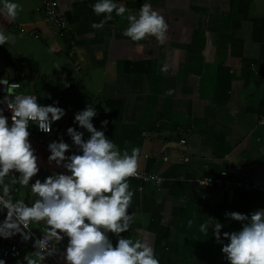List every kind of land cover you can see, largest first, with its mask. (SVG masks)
<instances>
[{"label":"crops","instance_id":"obj_1","mask_svg":"<svg viewBox=\"0 0 264 264\" xmlns=\"http://www.w3.org/2000/svg\"><path fill=\"white\" fill-rule=\"evenodd\" d=\"M56 1L67 32L45 20L43 0H19L22 11L14 20L0 15V28L13 36L0 45V79L20 83L25 93L46 94L42 104L59 101L66 115L45 139L63 137L72 146L68 155L78 150L70 126L83 131L85 140L90 137L74 123L88 104L98 111L94 125L99 130L107 120L106 136L121 150L141 148L138 172L156 174L161 182L129 178L135 191L129 212L136 216L121 235H147L160 264H229L212 227L205 234L199 225L214 217L225 224L221 234L238 231L242 222L225 212L264 208V195L203 187L199 180L225 171L264 186V0H148L169 24L163 45L154 36L132 41L123 35L127 15L138 14L145 0H119L125 15L113 12L99 29L92 23L106 14L94 13L96 0ZM39 76L69 89L61 95L43 92ZM31 143L40 157L39 178L68 171L48 162L49 150ZM12 187L27 203L38 198L30 185ZM30 228L48 235L43 221ZM110 237L115 245L118 237ZM52 239L66 264L67 237ZM16 240L22 258L5 260L27 264L34 242L20 234Z\"/></svg>","mask_w":264,"mask_h":264},{"label":"clouds","instance_id":"obj_2","mask_svg":"<svg viewBox=\"0 0 264 264\" xmlns=\"http://www.w3.org/2000/svg\"><path fill=\"white\" fill-rule=\"evenodd\" d=\"M91 7L96 15L106 14L100 22L92 23L93 29L103 28L113 18V12L118 16L127 12L119 0H96ZM21 11L19 0H0V15L14 20ZM127 19L129 24L123 35L132 41L154 36L160 45L166 43L169 24L148 0L138 14H128ZM12 39L11 34L0 28V45ZM0 83L5 84L4 80ZM5 101L11 117L0 108V213L6 210V217L0 222V238L20 234L23 240H30L33 236L30 224L43 221L48 226V235L35 240L36 251L27 264H40L45 253L56 252L48 243L52 237L62 240L67 237L63 250L66 264H160L147 235H121L129 232L136 216L129 212L135 195L129 178L139 175L141 148L121 150L106 136L107 120L101 121L99 130L94 125L98 111L88 104L75 114L74 123L86 129L90 137L85 140L83 131L70 126L67 132L78 149L71 155L68 153L72 146L63 137L50 142L48 162L68 171L54 172L41 179L37 175L41 171L40 157L31 143L30 128L35 124L40 131L50 133L52 125L66 115V109L59 106L58 100L41 104L36 94H14L11 100L0 99V104ZM8 176L11 180L5 182ZM33 177H37L34 183ZM16 184L30 185L38 198L32 203L16 198L12 187ZM225 216L242 222V228L221 234L225 224L211 217V223L199 225V232L206 234L212 227V235L223 245L221 250L229 264H264V208L250 214L227 211ZM188 223L191 226L193 221ZM113 233L118 237L115 245L110 237ZM0 264L7 261L0 258Z\"/></svg>","mask_w":264,"mask_h":264},{"label":"built area","instance_id":"obj_3","mask_svg":"<svg viewBox=\"0 0 264 264\" xmlns=\"http://www.w3.org/2000/svg\"><path fill=\"white\" fill-rule=\"evenodd\" d=\"M43 11L45 20L51 23L55 28L62 32H67L69 30V24L66 20L64 14L61 12L59 8V4L56 0H43ZM70 55H74V51L70 52ZM3 80V79H0ZM5 84L0 83V99L7 97L9 100L12 99L14 94H31L25 93L21 89V85L18 82L4 80ZM39 102L41 103V99L38 96ZM42 104V103H41ZM0 108L5 109V114L11 117V111L7 107V102L0 104ZM11 123V120H10ZM34 133H31L30 140L34 142L36 145L41 146L48 149L49 142L45 139L46 136L51 135L52 131L42 132L39 130L38 125L33 124ZM59 139L53 140L58 141ZM185 142L183 141L182 144ZM50 151V150H49ZM165 160L168 158L165 157ZM132 179L138 180L142 183H159L161 182V178L156 174H150L147 172H139L138 176L130 177ZM199 183L203 187H215L218 189H223L226 191H235L239 193L244 192H259L264 195V186H259L257 183L251 180H243L236 177H233L228 172H220L214 177L203 178L199 180ZM6 217V210L3 213H0V222H2ZM30 227V226H29ZM33 236L31 240L35 242L37 238H42V236H47L43 234H39L38 232L31 229ZM18 235V234H17ZM16 235V236H17ZM16 236L10 239L0 238V258L6 260H14L22 258V250L16 240ZM49 246L56 249V252L52 255H48L45 253V259L41 261L42 264H63L61 260V255L59 250L57 249L53 239L51 238L49 241Z\"/></svg>","mask_w":264,"mask_h":264},{"label":"trees","instance_id":"obj_4","mask_svg":"<svg viewBox=\"0 0 264 264\" xmlns=\"http://www.w3.org/2000/svg\"><path fill=\"white\" fill-rule=\"evenodd\" d=\"M27 68H25L24 66H22V70L26 73ZM28 82V81H27ZM37 82L39 83L40 86V90L43 92H47V93H53V94H57V95H61L63 94L65 91H67L69 89V87H57V86H53L52 84H48L47 80L43 77H37Z\"/></svg>","mask_w":264,"mask_h":264},{"label":"water","instance_id":"obj_5","mask_svg":"<svg viewBox=\"0 0 264 264\" xmlns=\"http://www.w3.org/2000/svg\"><path fill=\"white\" fill-rule=\"evenodd\" d=\"M39 97H40L41 100H46V94H43L42 96H39ZM22 264H24V263H22Z\"/></svg>","mask_w":264,"mask_h":264},{"label":"rangeland","instance_id":"obj_6","mask_svg":"<svg viewBox=\"0 0 264 264\" xmlns=\"http://www.w3.org/2000/svg\"><path fill=\"white\" fill-rule=\"evenodd\" d=\"M40 94V93H39Z\"/></svg>","mask_w":264,"mask_h":264}]
</instances>
